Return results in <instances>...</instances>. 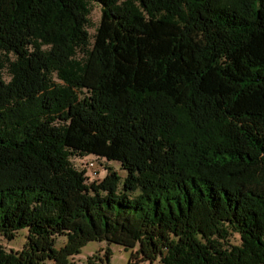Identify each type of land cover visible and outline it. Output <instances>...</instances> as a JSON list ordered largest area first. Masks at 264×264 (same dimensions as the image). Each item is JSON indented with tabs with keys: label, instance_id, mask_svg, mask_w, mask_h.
<instances>
[{
	"label": "trees",
	"instance_id": "16d2710c",
	"mask_svg": "<svg viewBox=\"0 0 264 264\" xmlns=\"http://www.w3.org/2000/svg\"><path fill=\"white\" fill-rule=\"evenodd\" d=\"M89 153L125 175L88 181ZM22 227L0 264H94L70 258L92 239L264 264V0H0V235Z\"/></svg>",
	"mask_w": 264,
	"mask_h": 264
},
{
	"label": "rangeland",
	"instance_id": "374dc122",
	"mask_svg": "<svg viewBox=\"0 0 264 264\" xmlns=\"http://www.w3.org/2000/svg\"><path fill=\"white\" fill-rule=\"evenodd\" d=\"M92 12L90 15V24L89 30L90 33H93L99 23V19L101 17V6L93 2L91 4ZM71 162L77 168H86L87 170V178L88 181H92V179L97 178L100 179L106 173V166H112L121 176H124L126 171L122 169L118 162L113 159L107 160L104 157H98V155L89 153V154H79L71 157ZM91 161L92 165L85 166V162ZM95 171V172H94ZM28 234V228L22 227L18 229L14 236L11 239H6L3 235H0V243L3 244L5 249L16 250L22 249L27 240L26 235ZM233 241H238V236L234 235L232 237ZM66 240L65 234H57L54 237V247L59 248ZM109 249V257L106 259L104 256V252ZM137 246L133 248L125 249V247L118 243H110L106 240H89L82 248L81 251L71 256V260H74L79 263H86L87 258L91 257V261L94 264H127L130 253L135 251ZM49 263V261H48ZM131 264H157V261H149L144 260L140 261L138 258L132 259Z\"/></svg>",
	"mask_w": 264,
	"mask_h": 264
},
{
	"label": "built area",
	"instance_id": "2783aa9c",
	"mask_svg": "<svg viewBox=\"0 0 264 264\" xmlns=\"http://www.w3.org/2000/svg\"><path fill=\"white\" fill-rule=\"evenodd\" d=\"M85 164L87 165L88 164V166L90 165H92V162L91 161H88V162H85Z\"/></svg>",
	"mask_w": 264,
	"mask_h": 264
}]
</instances>
